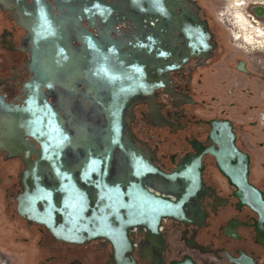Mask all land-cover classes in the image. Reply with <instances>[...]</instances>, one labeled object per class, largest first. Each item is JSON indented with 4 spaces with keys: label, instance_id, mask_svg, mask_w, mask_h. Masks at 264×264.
<instances>
[{
    "label": "flooded vegetation",
    "instance_id": "af4514ba",
    "mask_svg": "<svg viewBox=\"0 0 264 264\" xmlns=\"http://www.w3.org/2000/svg\"><path fill=\"white\" fill-rule=\"evenodd\" d=\"M238 1H232L227 12L240 9ZM115 3L0 0V126L28 103L44 122L53 113L60 130L76 138V155L92 151L95 171L107 174L108 183L115 185L117 180L125 192L132 188L130 183H140L155 195L183 204L171 210L177 217L161 216L154 230L133 224L127 240L116 249L104 239L75 245L54 241L48 233L45 246L59 248L63 256L46 262L238 264L240 259L241 264H264V152L258 147L264 148V143L248 142L240 127L244 123L264 132L258 126L264 104H251L248 110L239 104L242 96L246 101L255 94L249 84L259 78L249 67L255 54L225 45L223 31L214 26L199 0H184L183 9H178L192 23L189 36L149 18L139 40L133 37V26L116 12ZM37 14L41 20L36 25L29 19ZM154 28L150 37L154 49L148 56L132 55L131 44L146 45L147 29ZM235 34L246 48L239 30ZM52 38L63 44L60 50L54 48L55 53L49 45ZM164 51L170 54L166 65L161 61ZM59 53L60 66L51 63ZM164 67L173 69L165 75ZM53 71L61 78H52ZM131 81L135 85L125 87ZM116 83L126 93L107 95L110 84ZM116 100L123 103L119 117L112 110V104L119 107ZM110 130L123 136L131 130L137 139L130 144L137 166L114 149ZM0 146V167L10 161L20 167L10 193L16 210L19 174L27 157L10 156L15 151Z\"/></svg>",
    "mask_w": 264,
    "mask_h": 264
},
{
    "label": "water",
    "instance_id": "95a60500",
    "mask_svg": "<svg viewBox=\"0 0 264 264\" xmlns=\"http://www.w3.org/2000/svg\"><path fill=\"white\" fill-rule=\"evenodd\" d=\"M183 2L184 0H116L115 4L116 12L133 26L132 32L136 33L133 37L139 40L144 35V25H149V18L155 24L158 19L165 27L174 26L179 34L189 36L194 30L191 28L192 23L183 18L182 12L178 10L183 9ZM40 20L38 14L29 19L36 25ZM194 20H199L197 15ZM187 25L190 28L186 30L184 26ZM147 30V44L135 47L137 45L133 42L130 47L132 55L148 56L154 49L150 37L156 28ZM206 32H209L208 28ZM49 45L53 53L54 48H63V44L55 38L49 40ZM100 53H103L102 49ZM169 55L166 51L162 53L161 61L164 65L170 59ZM54 56L51 63H58L60 66L61 53L59 58L57 54ZM155 62L156 60L153 61L154 64ZM141 65L144 66L143 62ZM172 69L164 67L161 70L166 75ZM159 72L161 71L155 72V75L159 76ZM56 77L61 78L59 73L52 75V78ZM134 85L131 81L125 87L130 89ZM123 89L124 86L119 83L110 84L106 94L122 95L126 93ZM114 104L119 107L116 109L112 104V110L119 117L123 103L116 100ZM20 108L18 113L9 115L7 124L0 126L4 129L0 130V144L5 145L4 149L8 152L15 151L9 152V155L20 154L23 158L27 157L19 174V191L15 196L16 212L28 223L41 226L52 240L81 245L104 239L116 249L127 240V229L133 224H145L154 230L161 216H178L176 211L171 210L181 206V200L173 201L168 197L155 195L140 183H130L132 188L127 187V192L125 185L117 180L115 185L113 182L108 183L104 176L107 174L101 176L95 171L96 157L92 151L85 149L82 157L76 155H79L75 149L76 138L67 130H60L53 113L51 119L44 122L43 117L33 112L29 103ZM126 131L127 136H123L121 132L110 130L108 138L110 143L115 144L114 149H118L124 158L128 157L137 166L136 152L130 146L131 143H137V139L131 130ZM25 136L30 137L34 143L28 144ZM71 153L75 156L71 157ZM30 154L34 155L33 159L28 158ZM238 260L236 262L241 264Z\"/></svg>",
    "mask_w": 264,
    "mask_h": 264
},
{
    "label": "rangeland",
    "instance_id": "374dc122",
    "mask_svg": "<svg viewBox=\"0 0 264 264\" xmlns=\"http://www.w3.org/2000/svg\"><path fill=\"white\" fill-rule=\"evenodd\" d=\"M199 1L204 5L205 12L211 15L214 26L223 31L225 45L227 44L228 47L238 53H242L244 49L255 54V57L249 63V67L259 74L258 79L255 78L249 82L255 94L252 98H247L246 101H242L244 99V96H242L239 104L243 103L245 110H248V106L254 103L260 104L262 107L264 104V98L261 97L264 92V85L261 82L264 80V67H262L264 65V47H253L245 44V48L242 47L244 44L239 39L233 37L235 32L238 31L233 21L238 20L240 17L244 20L240 11H244V7L241 6L240 9L233 7L230 9V11L234 9L232 12H227L226 7L234 0ZM219 17L222 19H219ZM260 22L264 25V18ZM241 43L242 46H240ZM252 47L253 49H249ZM258 126L264 128V124H258ZM240 127L244 129L242 130L244 139L248 142L254 144L264 143L263 130L260 128L249 129L244 123ZM258 147L264 152L263 147ZM0 168V252L8 258L9 264H48L46 261L51 256L62 257L59 248L48 250L50 248L47 249L45 246L50 239L48 232L41 226L30 224L21 218L16 213L15 203L10 204L12 182L16 181V174L20 169L16 161L3 163ZM65 255L68 256L67 253Z\"/></svg>",
    "mask_w": 264,
    "mask_h": 264
},
{
    "label": "bare ground",
    "instance_id": "6f19581e",
    "mask_svg": "<svg viewBox=\"0 0 264 264\" xmlns=\"http://www.w3.org/2000/svg\"><path fill=\"white\" fill-rule=\"evenodd\" d=\"M237 3L240 7H244V11L240 10L244 20L241 18L233 21L239 30L240 39H244L250 46L264 47V25L260 22L264 18V0H248V4L245 0H239ZM234 37L236 38L237 35L234 34ZM8 261V258L0 252V264H9Z\"/></svg>",
    "mask_w": 264,
    "mask_h": 264
},
{
    "label": "built area",
    "instance_id": "2783aa9c",
    "mask_svg": "<svg viewBox=\"0 0 264 264\" xmlns=\"http://www.w3.org/2000/svg\"><path fill=\"white\" fill-rule=\"evenodd\" d=\"M258 122L261 124H264V111H260L258 115Z\"/></svg>",
    "mask_w": 264,
    "mask_h": 264
}]
</instances>
